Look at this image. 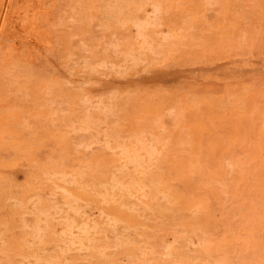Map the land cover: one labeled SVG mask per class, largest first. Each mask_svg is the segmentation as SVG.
<instances>
[{
	"label": "rangeland",
	"instance_id": "374dc122",
	"mask_svg": "<svg viewBox=\"0 0 264 264\" xmlns=\"http://www.w3.org/2000/svg\"><path fill=\"white\" fill-rule=\"evenodd\" d=\"M0 39V264H264V0H2Z\"/></svg>",
	"mask_w": 264,
	"mask_h": 264
},
{
	"label": "bare ground",
	"instance_id": "6f19581e",
	"mask_svg": "<svg viewBox=\"0 0 264 264\" xmlns=\"http://www.w3.org/2000/svg\"><path fill=\"white\" fill-rule=\"evenodd\" d=\"M0 1H2V0H0ZM9 2H10V0H9ZM19 4V3H18ZM9 5V4H8ZM22 6V5H21ZM14 7V6H13ZM27 9V8H26ZM20 10V9H19ZM31 10H32V8H31ZM38 10V9H37ZM7 11H8V9H7ZM13 11V10H12ZM15 12V11H14ZM23 12V11H22ZM12 13V12H11ZM6 14V13H5ZM17 14H18V11H17ZM14 16V15H13ZM23 16H21V18H22ZM5 18H6V16H5ZM9 18V17H8ZM14 18V17H13ZM80 18V17H79ZM10 19V18H9ZM16 19V18H15ZM31 19V18H30ZM145 19V18H144ZM9 21V20H8ZM29 21V20H28ZM142 22V21H141ZM19 23V22H18ZM18 23H17V25H18ZM29 23V22H28ZM31 23V22H30ZM136 23V22H135ZM148 23V22H147ZM155 23V22H154ZM15 24V23H14ZM13 24V25H14ZM119 24H120V22H119ZM119 24H117V25H119ZM28 25V24H27ZM30 25V24H29ZM31 25H33V24H31ZM35 25V24H34ZM33 25V26H34ZM101 25V24H100ZM8 26H9V24H8ZM15 26V25H14ZM105 26V25H104ZM108 26V25H107ZM153 26V25H152ZM25 27H26V25H25ZM102 27V26H101ZM20 28V27H19ZM28 28V27H27ZM138 28V27H137ZM12 29H14L13 27H12ZM26 29V28H25ZM35 29V28H34ZM19 30V29H18ZM22 30H23V27H22ZM28 30H30L29 28H28ZM104 30V29H103ZM11 31V30H10ZM26 31H27V29H26ZM6 32V31H5ZM23 32V31H22ZM10 33V32H9ZM8 33V34H9ZM29 33V32H28ZM34 33H36L35 31H34ZM3 34V33H2ZM23 34V33H22ZM24 34H25V32H24ZM31 34V33H30ZM37 34V33H36ZM15 35V34H14ZM29 35V34H28ZM7 36V35H6ZM12 36V35H11ZM10 36V34H9V37H11ZM14 37V36H13ZM110 37V36H109ZM18 37H16V39H17ZM11 39V38H10ZM15 39V40H16ZM124 39V38H123ZM1 40V39H0ZM18 41V40H17ZM16 41V42H17ZM103 43V42H102ZM12 45V44H11ZM21 46V45H20ZM147 46V45H146ZM5 47V46H4ZM11 47V46H10ZM15 47V46H14ZM17 48V47H16ZM17 49H19V48H17ZM30 50V49H29ZM29 50H28V52H29ZM103 50V49H102ZM31 52V51H30ZM31 54V53H30ZM143 54V53H142ZM26 56H27V54H26ZM28 56H29V53H28ZM28 56L26 57V58H28ZM6 58V57H5ZM140 63V62H139ZM149 64V63H148ZM146 65V64H145ZM103 66V65H102ZM114 66V65H113ZM115 67V66H114ZM117 67V66H116ZM142 67H143V65H142ZM44 71V70H43ZM244 79H245V77H244ZM152 80V79H151ZM229 81V80H228ZM227 81V82H228ZM244 81V80H243ZM254 83V82H253ZM232 84H233V82H232ZM117 94V93H116ZM127 94V93H126ZM83 98V97H82ZM107 108V107H106ZM103 120V119H102ZM106 142V141H105ZM155 142V141H154ZM103 144V143H102ZM156 144V143H155ZM88 149V148H87ZM145 155V154H144ZM123 160V159H122ZM127 162V161H126ZM138 174V173H137ZM112 181V180H111ZM79 183V182H78ZM122 187V186H121ZM61 190V189H60ZM115 190H117V189H115ZM125 190V189H124ZM63 192V191H62ZM119 192V191H118ZM147 192V191H146ZM121 194V193H120ZM125 194V193H124ZM120 196V195H119ZM66 198H67V196H65ZM142 197V196H141ZM71 199V198H70ZM75 199V198H74ZM170 199V198H169ZM172 199V198H171ZM72 200V199H71ZM73 201V200H72ZM58 206V205H57ZM69 206H70V204H69ZM143 206V205H142ZM67 207V206H66ZM79 210V209H78ZM71 211H72V209H71ZM76 213H77V211H76ZM99 213V212H98ZM75 214V213H74ZM105 216V215H104ZM91 218V217H90ZM57 219V218H56ZM59 219V218H58ZM71 219V218H70ZM87 219V218H86ZM106 219V218H105ZM143 219V218H142ZM173 219V218H172ZM73 221V220H72ZM108 221V220H107ZM112 221V220H111ZM74 222V221H73ZM93 223V222H92ZM218 223V222H217ZM73 224V223H72ZM108 224V223H107ZM79 225V224H78ZM112 227V226H111ZM66 230V229H65ZM124 230V229H123ZM87 231V230H86ZM84 232H85V230H84ZM82 233V232H81ZM86 234H87V232H85ZM85 234V235H86ZM115 235H117V234H115ZM114 235V236H115ZM74 236V235H73ZM75 239V238H74ZM170 242V241H169ZM163 243V242H162ZM169 244V243H168ZM80 245V244H79ZM73 246V245H72ZM57 247V246H56ZM164 248V247H163ZM63 249V248H62ZM80 249V248H79ZM146 251V250H145ZM107 255V254H106ZM64 260V259H63ZM41 261V260H40Z\"/></svg>",
	"mask_w": 264,
	"mask_h": 264
}]
</instances>
